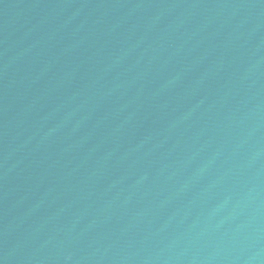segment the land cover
Instances as JSON below:
<instances>
[{"label": "water", "instance_id": "obj_1", "mask_svg": "<svg viewBox=\"0 0 264 264\" xmlns=\"http://www.w3.org/2000/svg\"><path fill=\"white\" fill-rule=\"evenodd\" d=\"M0 264H264V0H0Z\"/></svg>", "mask_w": 264, "mask_h": 264}]
</instances>
